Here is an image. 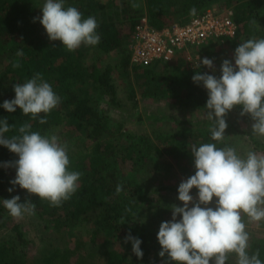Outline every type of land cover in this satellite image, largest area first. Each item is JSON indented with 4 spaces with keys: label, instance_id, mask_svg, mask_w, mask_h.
<instances>
[{
    "label": "trees",
    "instance_id": "16d2710c",
    "mask_svg": "<svg viewBox=\"0 0 264 264\" xmlns=\"http://www.w3.org/2000/svg\"><path fill=\"white\" fill-rule=\"evenodd\" d=\"M143 9L133 7V0H110L107 4L100 0H75L72 6L77 7L84 18L94 16L98 23L97 33L100 42L95 46L82 45L76 51H68L58 41H50L48 37L38 36L34 0H0V58L7 59L4 70L9 96L5 100L15 98L14 85L24 83L39 72L49 82L53 90L61 97V103L45 116L41 113L35 120L31 114L24 115L17 107L9 113L2 107L0 100V120L7 119L13 131L5 133V137L18 134V128L25 122L32 125L33 131L50 134L56 127H67L70 132L79 134L83 143L69 152L70 170L82 173L80 187L72 197L59 207L50 206L49 202L10 181L16 176L15 167H5L6 163L19 159L18 155L0 145V230L10 231L12 239L0 243V264H29L28 248L31 242L22 224L16 223L2 199H11L19 195L21 202L26 199L35 203V214L47 226L61 230L80 228L90 225L93 236L104 238L97 251L102 255L104 264H175L169 261L167 254L160 257L162 250L153 229L152 219L157 215L153 201L148 198L145 181L148 171L158 170L159 157L166 152L174 165L186 176L195 172L194 159L191 154L193 145L199 147L203 143H216L217 147L230 146L224 137L223 141H213L208 129L177 133L165 139L168 148L159 147L144 136H137L111 125L106 104L109 107L119 105L117 87L113 81L114 68L111 64L100 67L96 63L86 64L87 52L90 48L97 50L100 59L111 53L119 56L125 68L130 64V53L126 49L125 27L120 21L128 23L133 32L139 19L146 15L150 24L156 29L177 22L188 23L216 3H227L235 12L238 25L237 34L232 39L221 40L231 50L243 41L251 38H264V0H141ZM196 8V14L189 10ZM256 23L252 24L251 21ZM217 42L211 41L210 43ZM23 50V56L16 54ZM19 60L20 67L12 65ZM139 68L131 66L134 71L141 72L143 83L147 86L149 96L169 95L181 107L191 110H203L208 94L202 84L193 82L196 71L186 73L164 74L158 76L154 67ZM204 73L203 71H200ZM1 79V76H0ZM104 100H107L105 104ZM240 114V106L235 107ZM252 122L249 115L242 116ZM46 118L47 123L39 120ZM228 129V128H227ZM254 149L264 152V143L253 140ZM123 190L117 194V185ZM166 190V189H164ZM170 190V189H168ZM171 191V190H170ZM175 191V190H174ZM178 192V191H177ZM131 209V211H127ZM162 215L160 216V218ZM123 218V222H122ZM131 234L139 238L143 252L142 258L132 251L131 242L125 243V236ZM11 242V243H9ZM251 252L259 249L260 259L264 262V240H256L250 244ZM46 250H42L40 255ZM52 254L44 261L60 258L65 264L69 262L71 250L65 253L59 248L50 250ZM45 254V253H44ZM40 264V263H38Z\"/></svg>",
    "mask_w": 264,
    "mask_h": 264
},
{
    "label": "clouds",
    "instance_id": "9594fccd",
    "mask_svg": "<svg viewBox=\"0 0 264 264\" xmlns=\"http://www.w3.org/2000/svg\"><path fill=\"white\" fill-rule=\"evenodd\" d=\"M40 9L42 16L33 22L38 19L49 40H59L68 51L100 42L96 18H84L77 7L66 6L65 0H45ZM196 11L193 7L189 14L194 16ZM16 55L22 57L23 50ZM233 59L234 63L223 60L219 77L199 70L192 77L194 83L207 90L205 108L212 121L211 138L217 142L225 137L226 115L237 106L242 109L241 116L251 117L252 134L264 136V38L253 36L240 43ZM200 64L213 68V60L209 58L200 60L198 68ZM12 66L19 68V60ZM14 92L15 98L5 100L2 107L9 113L19 107L24 115L31 114L33 120L41 113L46 116L61 103V97L39 72L22 84L16 83ZM39 123H47L46 118ZM13 127L6 118L0 120V145L19 157L4 165L16 169V176L10 181L13 187L8 191L19 185L52 207L61 206L76 193L82 176L81 172L70 170L68 144L55 134L33 131L27 122L18 128V134L6 138L5 133L12 132ZM191 154L195 174L179 184L178 200L183 206L173 205L172 219L160 224L159 256L167 254L168 260L175 264H226L235 254L236 264H264L259 249L250 251L251 237L242 216L245 214L248 221H264V154L249 151L241 156L235 147H217L216 143L193 145ZM193 188L198 190L195 200L190 194ZM122 190L118 184L117 194ZM214 197L215 207L208 206ZM2 203L14 218L35 215V203L27 199L21 202L19 195L2 199ZM177 216L181 218L178 220ZM127 242H131L137 258H142V241L129 233L125 236Z\"/></svg>",
    "mask_w": 264,
    "mask_h": 264
},
{
    "label": "rangeland",
    "instance_id": "374dc122",
    "mask_svg": "<svg viewBox=\"0 0 264 264\" xmlns=\"http://www.w3.org/2000/svg\"><path fill=\"white\" fill-rule=\"evenodd\" d=\"M75 0H65L66 6H72ZM101 3L107 4L110 0H100ZM45 0H34L35 15L34 18L41 17V7ZM138 9H143L142 2L135 1ZM214 6H228L227 3L214 4ZM232 8V7H231ZM33 18V20H34ZM125 27L123 28L124 36L126 37V49H129V40L132 35L128 23L124 20L120 21ZM38 36L48 37L46 30L37 19L35 22ZM61 43L59 40H57ZM62 44V43H61ZM77 50V49H76ZM75 50V51H76ZM97 50L91 49L87 52L86 64L92 66L97 64L103 67L107 64L113 66V81L117 87L119 105L109 107L104 100L106 109L108 110L111 119V125L130 132L137 136H144L159 147L168 148V139L170 136L177 133H186L188 131H196L202 129L210 130L212 121L208 119L207 111L191 110L181 107L169 95L149 96L146 94L147 86L143 83L142 71H134L131 65L125 68L120 62L119 56L116 53H111L100 59ZM234 53L231 48L222 41L207 43L200 47L191 48L186 53L178 56L175 61L169 64L159 65L154 67V71L158 76L174 73H186L189 71H203L208 74L219 77L221 75L220 68L223 60L228 59L234 63ZM209 58L213 60V68L200 64V60ZM8 65V60L0 58V100L4 101L9 96V87H6L7 80L4 70ZM228 124V129L225 130V138L230 143V146L235 147L241 156H246L249 151H254L259 154L264 152L254 149L253 140L264 143V136L252 134V122L245 120L233 108L225 117ZM55 134L60 138L61 142H66L69 147V152L76 150L83 143V138L78 133L70 132L67 127H56L49 134ZM158 164L162 167L158 170L151 169L148 171V177L145 181L146 190L149 197L156 207L157 215L152 219V227L158 234L160 224L172 219V206H183V202L178 200L179 184L194 175L186 176L173 161L169 158L166 152L158 159ZM166 189V190H164ZM170 189V190H168ZM175 190V191H174ZM198 190L193 188L190 194L195 199ZM215 197L213 203L208 205L215 207ZM192 205L190 204L189 207ZM203 206V205H202ZM162 217L160 218V216ZM247 221L246 230L250 234V244L256 240H264V221L253 222L248 221L245 214H242ZM181 217L177 216L179 220ZM16 223H20L31 242L28 248L29 264H65L60 258H55L45 262L55 248H59L65 253L71 250V255L68 264H104L102 255L99 254L97 248L103 243L104 238L101 234L99 237L93 236V227L90 225L80 226V228L57 230L47 226L46 223L40 220L35 215H25L22 219L15 218ZM10 231L0 230V243L12 239ZM11 243V242H9ZM42 250H46L40 255ZM67 264V263H66ZM226 264H236V256L232 254Z\"/></svg>",
    "mask_w": 264,
    "mask_h": 264
},
{
    "label": "built area",
    "instance_id": "2783aa9c",
    "mask_svg": "<svg viewBox=\"0 0 264 264\" xmlns=\"http://www.w3.org/2000/svg\"><path fill=\"white\" fill-rule=\"evenodd\" d=\"M237 30L235 12L226 6L208 8L186 24L174 22L162 29L153 27L144 15L129 40L130 64L139 68L169 64L191 48L232 39Z\"/></svg>",
    "mask_w": 264,
    "mask_h": 264
}]
</instances>
